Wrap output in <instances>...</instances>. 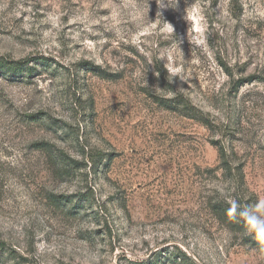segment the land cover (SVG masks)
<instances>
[{"label":"rangeland","instance_id":"374dc122","mask_svg":"<svg viewBox=\"0 0 264 264\" xmlns=\"http://www.w3.org/2000/svg\"><path fill=\"white\" fill-rule=\"evenodd\" d=\"M0 264H264V0H0Z\"/></svg>","mask_w":264,"mask_h":264},{"label":"clouds","instance_id":"9594fccd","mask_svg":"<svg viewBox=\"0 0 264 264\" xmlns=\"http://www.w3.org/2000/svg\"><path fill=\"white\" fill-rule=\"evenodd\" d=\"M162 6V0H156ZM227 215L235 218L237 215L243 220L246 234L261 242V251L264 252V199H258L252 205L242 206L235 199L229 201Z\"/></svg>","mask_w":264,"mask_h":264},{"label":"trees","instance_id":"16d2710c","mask_svg":"<svg viewBox=\"0 0 264 264\" xmlns=\"http://www.w3.org/2000/svg\"><path fill=\"white\" fill-rule=\"evenodd\" d=\"M23 65L24 62H9L0 58V67L8 73L21 71V67H23Z\"/></svg>","mask_w":264,"mask_h":264}]
</instances>
